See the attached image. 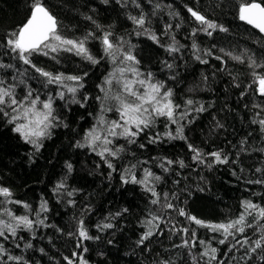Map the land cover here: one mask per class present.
Listing matches in <instances>:
<instances>
[{
  "label": "trees",
  "instance_id": "16d2710c",
  "mask_svg": "<svg viewBox=\"0 0 264 264\" xmlns=\"http://www.w3.org/2000/svg\"><path fill=\"white\" fill-rule=\"evenodd\" d=\"M42 2L57 19L60 34L65 38L79 40L92 33L85 46L98 63L92 64L75 52L65 51L30 57L36 67L53 75L83 78L84 87L78 90L76 99L84 106L71 102L72 94L61 85H46L45 77L14 58L15 54L6 46L8 33L18 30L30 16L33 0H0V63L13 65L0 68V79L4 81L0 87L14 85L18 100H23L29 90L41 101L53 97L54 115L58 118L57 126L50 128V134L39 141L41 146L37 151L13 131L14 125L0 113V187L11 193L7 198L0 196V219L9 221L3 214L6 208L16 216L27 215L34 221L43 219L47 225L34 227V232L18 231L17 237H23L22 240L10 235L8 240L0 238L7 254L22 257L20 264H68V259L79 264V254L88 264H161L165 260L169 264H194L193 257L196 264H207L208 258L200 256L205 247L198 242L204 240L218 249L217 260L211 264H264L257 254L242 258L248 245L236 244L229 251V245L235 243L231 237L221 245L218 241L223 237L219 233L198 227L178 214L182 208L202 221L221 223L239 216L242 201L264 207V183H255L264 181V132L259 123H253L264 119V96L259 95L245 55L247 52L257 63L264 64V36L239 19L240 3L253 0ZM255 2L264 5V0ZM189 8L226 31L217 27L208 29L212 35H207L202 30L206 26L192 17ZM141 14L146 17L147 33L129 19ZM194 29L198 30L195 35ZM106 32L112 33L110 39L114 43L123 44L122 51H130L135 57L138 63L134 67L140 73L145 76L152 73L153 82L164 85L162 91L171 90V99L181 106L176 109V118L183 126L185 137L170 139L165 133L175 135L177 124L158 117L135 138L134 144L127 143L123 137L113 138L111 147H123V151L115 158L107 157L112 168L97 154L99 149L93 151L84 139L97 125L101 113L98 102L103 96L101 87L113 64L102 46ZM151 35H155V41ZM193 42L198 50L193 49ZM170 45L179 50L170 53L167 50ZM226 53L241 56L245 62H237ZM197 55L207 63H201ZM256 71L264 75V68ZM62 90L64 99L56 95ZM188 99L194 103L186 107ZM200 106L205 110L195 111ZM5 110L14 114L10 108ZM186 110V118L180 119L179 114ZM104 118L119 120V115L112 112ZM157 135L160 138L150 143V138ZM78 143L85 146L78 147ZM189 145L205 154L204 163L193 160L194 152ZM211 152H220L227 162H214V157L206 155ZM167 161L173 163L169 165ZM146 169L153 173L147 186L133 183V176L137 180L145 178ZM156 176L160 177L158 181L154 179ZM57 185L63 187L58 189ZM146 187L157 192L159 204L151 203L157 197ZM165 194L173 209L162 207ZM42 204H46L47 211L41 210ZM153 216L160 217L159 221H153L159 227L154 228L152 237L138 245L149 228L147 221ZM81 220L88 235L99 239L84 240L81 244L78 234ZM248 221L253 227L237 235V239L247 235L255 240L261 235L256 229L264 221L253 222L252 217ZM105 223L113 227H98ZM173 225L175 229L187 228L189 232L173 234ZM193 229L195 240L191 235ZM184 240L190 242L189 247H178ZM28 242L32 247L25 248ZM192 243L195 247H191ZM84 248L88 251L84 252ZM74 252L78 255L73 256ZM0 264L16 262L8 261L5 255L0 256Z\"/></svg>",
  "mask_w": 264,
  "mask_h": 264
},
{
  "label": "snow or ice",
  "instance_id": "6c2138e0",
  "mask_svg": "<svg viewBox=\"0 0 264 264\" xmlns=\"http://www.w3.org/2000/svg\"><path fill=\"white\" fill-rule=\"evenodd\" d=\"M107 3V0H103ZM119 2V0H118ZM135 3V0H133ZM139 7V5H137ZM157 8L159 5L156 6ZM188 11L191 13L192 17L198 21L201 25H204L202 30L211 36L212 32L207 31L208 29H216L219 27L220 31H226L223 27H220L210 21H208L203 15L199 14L197 11L189 8ZM88 19H91L88 17ZM129 19L139 29H143L147 33L148 29L145 28L147 23L146 17L141 14L139 17L130 16ZM239 19L245 21L247 24L259 30L260 33H264V5L261 3L255 2H242L239 5ZM171 27V26H167ZM179 27V25H177ZM196 29L193 30V35L196 33ZM139 34V33H138ZM92 36V33H89L88 36L83 39L74 40L65 38L60 34L59 24L55 16H53L50 11L45 7L42 0H33V4L30 9V16L16 31L9 32L6 37V46L8 49L15 54L14 58L19 59L25 65H30L35 69L40 76L46 78L47 84H58L62 88L66 89V92L72 94L71 102L80 103L81 107L84 106L81 101L76 99V93L80 88H83L82 77L80 76H64L63 74L53 75L47 71L42 70L41 68L36 67L30 57L41 54L48 56L50 53H57L59 51L65 52H75L76 55L82 56L84 59L90 61L92 64L98 63V61L89 53L86 48L87 40ZM112 33L106 32L102 37V46L105 53V56L111 58L112 63L117 65L113 73H110L108 77L105 78L104 84L108 88H101L105 92V100L111 99L115 101L114 110L119 115V120L107 121L104 116L101 114L97 119V125L90 129L85 135V141L87 146L90 147L93 151H97V154L108 163V167L112 168L113 165L108 161L107 157H117L118 154L123 151V147H118L113 149V138L123 137L127 140V143L134 144L136 142V137L144 131V129L151 127L155 119L158 117H165L170 123L177 124L176 134L173 135L171 132L165 133L170 139H185L183 136V126L179 124L178 119L176 118V109L180 108V105L174 103L171 99L172 92L170 89L162 91L164 85L159 82H153V74L148 73L146 76L139 72V70L134 67L138 61L135 60V57L131 55L130 51H122L123 44L121 42H113L110 37ZM154 41L156 40L155 35L150 36ZM194 50L197 49V45L193 42L192 45ZM170 53L176 52L179 49L170 45L167 49ZM223 51V50H221ZM210 55L211 53H206ZM230 58L234 59L237 62L244 63L245 61L241 56H232L231 53H226ZM248 67L252 69V75L255 78L256 83L258 84L259 95L264 96V75L257 72V68H264V64L257 63L256 59L248 55ZM117 56L120 57L117 60ZM55 58V57H53ZM200 60L201 63H207L206 60L200 58L197 55L196 57ZM217 59H222L221 57H216ZM131 62V63H129ZM223 62V61H222ZM123 65V66H120ZM11 64L0 63V68H12ZM169 68L172 65H168ZM116 73H119V76H116ZM126 73H131L132 78L129 79L126 76ZM23 75V73H21ZM87 75V73H85ZM113 79L121 85V90L114 95L109 96L108 93L111 89ZM206 79V78H205ZM73 82L68 84L66 82ZM4 81L0 79V85H3ZM60 99L65 98V91H58L56 94ZM243 95V93H241ZM87 96L84 97L86 101ZM97 99H100L98 97ZM53 97H49L46 101H41L40 97L37 95L33 97L31 90L28 91L27 95L23 100H18L15 96L14 85H9L8 87H0V113H3L8 117V123L14 125L13 131L18 133L20 137L26 142L32 144L37 151H39L40 143L39 141L45 136L49 135V129L57 126L56 121L57 117L54 115L53 109ZM194 101L188 99L185 102L186 107L193 105ZM10 108L11 112L14 114H9L5 108ZM113 107H105L102 102L101 112L112 111ZM254 107H259V105H254ZM205 109L203 106L195 108V111L202 112ZM188 112L187 110L179 114L180 119L186 118ZM253 123H259L261 126V131L264 132V119L259 121H253ZM66 126V125H65ZM160 137L157 135L155 138H150V143H155ZM78 147H84V144L77 145ZM144 147V145H140ZM191 151L194 152L193 160L198 161L199 163H204V155L198 149L194 148L192 145H189ZM206 155L214 157V162L216 163H226L227 158L223 157L220 152H211ZM170 165L173 161H167ZM181 167L184 166L183 161L180 162ZM163 167V165H161ZM209 168L212 167V164L207 165ZM135 167V166H133ZM69 170H71V165H68ZM165 171L167 169L165 168ZM259 171V169H257ZM145 178L143 180H137L134 176L132 177L133 183H140L145 186L148 184L149 178L153 177V173L145 170ZM155 180H159L160 177H154ZM122 180L125 183L128 181L122 176ZM251 183V181H250ZM255 183H264V181L257 180ZM63 185H57V188H61ZM147 191H150L153 197L151 201L152 204H159L160 200L158 198L157 192L153 188H147ZM69 196L72 193H68ZM0 196L5 198L10 197L11 193L7 188L0 187ZM165 203L162 205L165 209H173L174 205L168 201V196L165 194ZM15 203H20L16 201ZM25 208L28 205H24ZM242 211L239 216L233 220L221 223H210L202 221L194 216L188 215L184 209H178V214L180 216L186 217L187 220L194 223L198 227L208 228L209 231L213 233H219L223 238L218 241L219 244L223 245L226 241L231 239L235 241L234 244L229 245V251L235 248L236 244L241 245L242 247L248 245L249 247L245 248V257L242 258H251L252 254H257V258L264 261V224H260L257 227V231L261 232V235L258 239H251L247 235L243 236V239H237V235H242L245 233L247 228H252L253 223L248 221V217H252L253 222L264 221V207L253 203L252 201H242L241 202ZM42 211H47L46 204L41 205ZM3 214H6L9 217V221L0 219V238L4 240L9 239V235L13 238L23 239V237H17L18 231H30L34 232V227L45 226L43 219H38L36 221L29 219L27 215L16 216L9 209H4ZM39 215V214H38ZM119 215V213H117ZM159 221V216H153L152 219L147 221L149 225L148 230L140 237V240L137 242L138 245L143 244L145 240H148L154 234V228H158L159 224L153 225V221ZM84 222L81 220L78 223V234L81 239V244L84 240L89 239H99V237L89 236L87 231L83 227ZM99 228L108 229L112 228L111 223H105L99 225ZM175 231H180L185 234L189 232L187 228L175 229L173 225V234ZM7 233V235H6ZM191 235L193 240L196 238L195 229L192 230ZM200 245L205 247V251L200 253L201 257H207V264H211V261L217 260L216 253L217 248L211 247L210 242L204 240L198 241ZM111 243V241H109ZM81 244H78L77 247H81ZM190 242L184 240L181 245L178 247H189ZM16 247H20L19 244ZM25 248L32 247L31 243H25ZM191 247H195V243L191 244ZM41 251H43L41 249ZM88 249L84 248V252H87ZM7 256L8 261H15L16 264H20L23 260L22 257L13 256L7 254V250L2 244H0V256ZM77 253H73V256H77ZM191 255V253H190ZM80 260L79 264H88L87 260L83 258L82 254H79ZM65 259H68L67 257ZM194 264H196V257H193ZM26 264V262H25ZM68 264H73L72 260L68 259ZM161 264H169L168 261H162ZM223 264V262H219Z\"/></svg>",
  "mask_w": 264,
  "mask_h": 264
},
{
  "label": "rangeland",
  "instance_id": "374dc122",
  "mask_svg": "<svg viewBox=\"0 0 264 264\" xmlns=\"http://www.w3.org/2000/svg\"><path fill=\"white\" fill-rule=\"evenodd\" d=\"M120 66H123V65H120ZM116 67H117V65H115V64H111L110 65V70L108 71L107 77L109 76L110 73H113L114 72V69ZM116 76H119V73H116ZM126 76L129 79L132 78V74L131 73H126ZM102 87L103 88H106V89L108 88V86L105 85V84H104V86L102 85ZM120 90H121V85L119 83H117V81L115 79H113V83L111 85V89H110L108 95L109 96L114 95L115 93L119 92ZM104 97H105V92L103 91V96L101 97V100H100L101 102L100 101L98 102V106L100 108V112H101L102 102H103V104H104L105 107H113L115 105V103H116L115 101H113L111 99L105 100ZM112 112H115L116 113V111L114 110V107H113V110L112 111H106V112H103V113L101 112L100 115L102 114L103 116H105V115H108V114H110Z\"/></svg>",
  "mask_w": 264,
  "mask_h": 264
},
{
  "label": "water",
  "instance_id": "95a60500",
  "mask_svg": "<svg viewBox=\"0 0 264 264\" xmlns=\"http://www.w3.org/2000/svg\"><path fill=\"white\" fill-rule=\"evenodd\" d=\"M257 3H259V2H257ZM26 22V21H25ZM245 22V21H244ZM246 23V22H245ZM247 24V23H246ZM249 25V24H248ZM249 26H251V25H249ZM252 27V26H251ZM254 28V27H253ZM254 29H256V28H254ZM257 31H259L258 29H256ZM263 36H264V33H261Z\"/></svg>",
  "mask_w": 264,
  "mask_h": 264
}]
</instances>
